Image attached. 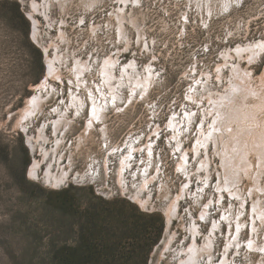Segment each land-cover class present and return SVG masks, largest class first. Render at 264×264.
Listing matches in <instances>:
<instances>
[{"label": "rangeland", "instance_id": "1", "mask_svg": "<svg viewBox=\"0 0 264 264\" xmlns=\"http://www.w3.org/2000/svg\"><path fill=\"white\" fill-rule=\"evenodd\" d=\"M36 1L0 0V264H48L59 247L88 239L99 251H80L102 264H264V223L253 211L264 205V168L250 153L255 168L234 186L246 199L227 191L223 138L213 137L209 114V95L235 88L239 70L264 91V49L237 52L264 39V0ZM32 10L41 44L32 39ZM56 54L62 74L35 89ZM37 93L41 106L23 118ZM93 103L104 112L90 125ZM258 117L263 123L264 108ZM42 130L45 159L29 142ZM34 159L42 162L37 178ZM50 166L64 180L47 182ZM179 194L168 225L166 208Z\"/></svg>", "mask_w": 264, "mask_h": 264}, {"label": "bare ground", "instance_id": "2", "mask_svg": "<svg viewBox=\"0 0 264 264\" xmlns=\"http://www.w3.org/2000/svg\"><path fill=\"white\" fill-rule=\"evenodd\" d=\"M48 1V0H47ZM81 1V0H80ZM87 1V0H86ZM137 1V0H136ZM202 1V0H201ZM207 1V0H206ZM83 2V1H82ZM119 2V1H118ZM124 3V5L128 6L129 0H121V3ZM224 2V1H223ZM39 1L33 0L32 6L33 8L38 5ZM86 3V2H85ZM138 3V2H137ZM45 5V4H44ZM133 5V4H132ZM120 6V4H119ZM130 6V5H129ZM46 7V6H45ZM209 7V6H208ZM124 10L125 7L120 8V10ZM207 8V7H206ZM39 10V9H37ZM117 10V9H115ZM119 10V9H118ZM120 12V11H119ZM36 12L34 10H32V13H29V15L31 16V18L34 21V28H33V33H32V39L34 41H36L37 43H40L39 38L41 37L39 34V22L35 17ZM129 15V14H128ZM117 16V15H116ZM115 18V17H114ZM127 18V17H126ZM125 18V19H126ZM127 22V21H126ZM123 24V22L121 23ZM127 24V23H126ZM125 25V24H124ZM119 29V28H118ZM63 32V31H62ZM52 45V43H51ZM56 45V44H55ZM42 46V45H41ZM45 50H49L48 46H44ZM58 48V47H57ZM264 49V39L259 40L258 42L249 44L248 46H239L237 48V52L239 54H242L243 52L248 53L249 55H257L259 54L262 50ZM58 50V49H57ZM56 50V51H57ZM60 55V54H59ZM58 54H56V58H52L48 55L47 57V72L45 74L46 79H44V81L39 82L36 85L35 89L37 90H45L46 88V83L48 82L50 78V76H55L56 74H60L61 71L59 69H57L58 67L56 66L57 62L56 59L60 60V56ZM112 60V59H111ZM110 59L106 60V63H109L111 61ZM115 60V59H114ZM61 61V60H60ZM77 62V61H76ZM115 63V62H113ZM84 64V63H82ZM112 64V63H111ZM114 65V64H113ZM131 65V64H130ZM129 65V66H130ZM78 66V65H77ZM76 66V67H77ZM107 66H111L109 65H105L104 67V72L108 75L111 76L109 69H107ZM61 67V66H60ZM126 67V66H125ZM124 67V68H125ZM62 68V67H61ZM127 68V67H126ZM150 68V67H149ZM59 70V71H58ZM113 72V71H112ZM240 76L239 79L236 81L232 82V85L235 86V88H229L227 90V92L224 94L220 93L218 97H211L209 95V100L213 101L211 106L212 109L210 111V116L211 118H215V135L213 137H216L217 134H220L223 138V147L222 149L220 148V150H222V153H218V156L221 157V159L223 160L222 163V169L223 171H221L220 175H221V180L223 178H226L225 180H227V185H226V189L227 191L231 192L232 195H236L239 199L244 200L246 199L244 194L239 190V188L234 187L240 180V177L245 174L247 176H249L252 172V168L254 167L251 159L249 158L250 153L254 152L255 154L259 155V165L260 167L264 168V122L261 123V121L259 120L258 117V113L259 111H261L264 108V91H261L262 88H260V90L254 88V86H252V83L250 82V73H244L243 71L239 70ZM104 73V74H105ZM126 73V72H125ZM151 73V71H150ZM62 74V73H61ZM77 74V73H76ZM79 74V73H78ZM127 74V73H126ZM148 74V73H147ZM152 74V73H151ZM151 74L150 77H151ZM107 75V76H108ZM114 75V74H113ZM129 75V73H128ZM146 75V74H145ZM144 75V76H145ZM148 75V76H149ZM63 76V75H61ZM77 76V75H76ZM102 76V75H101ZM115 76V75H114ZM147 76V77H148ZM244 76V77H243ZM121 77V76H120ZM129 77V76H128ZM127 77V78H128ZM59 78V77H58ZM109 78V77H107ZM118 78V77H116ZM122 78V77H121ZM142 78V77H141ZM146 78V77H145ZM113 79H115L113 77ZM112 79V81H113ZM136 79V78H135ZM262 79V78H261ZM76 80V79H75ZM82 80V79H81ZM84 80V79H83ZM143 80V79H142ZM151 80V78L149 79ZM264 81V78L262 79ZM109 81V80H108ZM137 81V79L135 80ZM139 81V80H138ZM137 81V82H138ZM52 82V81H51ZM107 82V81H105ZM111 82V80H110ZM128 82V81H127ZM129 83V82H128ZM141 83V82H140ZM151 82H149L150 84ZM51 84V83H50ZM107 84V83H106ZM136 84V83H135ZM117 85V84H116ZM137 85L139 86V84L137 83ZM45 86V88H44ZM51 86H53V84H51ZM50 86V87H51ZM80 86V85H79ZM99 86V85H98ZM113 87V86H110ZM135 87L137 88V86L135 85ZM48 90V89H47ZM113 90V89H112ZM103 91V90H102ZM114 91V90H113ZM106 92V91H105ZM120 92V91H119ZM99 93V92H98ZM212 93V92H211ZM210 93V94H211ZM40 95H38V93L33 97L27 100V105L23 108L22 110V117L23 118H27L30 115L34 114V112L36 111L37 108H39L41 106V102H42V95L41 93H39ZM91 94V93H90ZM111 94V93H110ZM214 94V93H213ZM76 95V93H75ZM74 95V96H75ZM94 95V94H93ZM192 95V94H191ZM190 95V97H191ZM72 96V95H71ZM72 96V101H74L76 98H79L78 96L74 97ZM96 96V95H95ZM107 96V95H106ZM104 99V96H102ZM208 97V96H207ZM254 98L256 101V103L254 105H248L250 104L249 99ZM106 99V97H105ZM77 100V99H76ZM195 100V98L193 99ZM197 100V97H196ZM207 100V99H206ZM106 101V100H105ZM110 101V100H109ZM79 102L82 104L84 103V100L79 99ZM104 102V101H103ZM201 102V101H200ZM105 103V102H104ZM79 106V105H78ZM106 106V105H105ZM75 107V106H74ZM70 108V107H68ZM81 107H79L80 109ZM207 109V108H206ZM210 109V108H209ZM61 110V109H60ZM76 110V109H75ZM66 111V110H65ZM69 111V110H68ZM59 112V111H57ZM62 112V111H61ZM103 109L101 108L100 105H98L97 103H93L92 109H91V120L89 122V124L91 125V121L96 120V118L102 116L103 113ZM60 113V112H59ZM63 113V112H62ZM67 113V112H66ZM65 116V115H64ZM60 117L59 121L56 123L57 124V128L59 126V122L63 121L65 119V117ZM24 120V119H23ZM68 121H70L69 119H67ZM187 121V120H186ZM65 122V121H64ZM93 122V121H92ZM170 123V122H169ZM173 123V122H172ZM171 123V125H172ZM62 124V123H61ZM65 124V123H64ZM70 124V123H69ZM93 124V123H92ZM174 124V123H173ZM169 125V124H168ZM182 124H179V126ZM45 126V125H43ZM89 127V125H87ZM169 127V126H168ZM158 128V127H157ZM156 128V130H157ZM170 128V127H169ZM178 128V127H177ZM88 129V128H87ZM179 130V129H178ZM174 131V130H173ZM201 131H204V129L202 128ZM180 133V132H179ZM176 134V133H175ZM177 135V134H176ZM175 135V136H176ZM204 135H202L200 137V139L202 140V137ZM248 137H251L252 140H248ZM34 140H29L30 145L32 147H37V142L40 145V151L41 154L44 155V159L51 153L48 148H45V145L48 138L46 137V135L44 134V130L39 131L38 134V138H36V136L34 137ZM178 138V135H177ZM199 140L198 142H200L198 145L195 146V150L193 152H196V154L199 152L200 150V145L205 142V141H201ZM44 142V144H42V142ZM61 141V140H60ZM148 146V145H146ZM147 148V147H146ZM151 148V147H150ZM149 153H150V149ZM152 150V149H151ZM219 151V149H218ZM148 152V151H147ZM184 152V151H183ZM188 152H186V154H184V158H183V163L187 162L186 159L188 157L189 154H187ZM181 160V159H180ZM204 167H206L207 164L210 163L209 159L207 158L206 161H202L201 162ZM42 162L41 160H35L33 164L30 167V174L32 175V177L37 178L39 175V168L41 166ZM183 165V164H182ZM181 166V165H180ZM252 167V168H251ZM64 168V167H63ZM255 168V167H254ZM263 168H259L258 173L255 177V183L256 186L254 188H257V190L259 191H255L254 189L251 190V193L255 192L257 193V195H259V192L263 191V188L260 187V182L259 180L261 178V173L263 172ZM202 169V168H199ZM208 170V168L206 169ZM255 170V169H254ZM66 172V171H65ZM59 173V172H58ZM58 173H54L51 169V166L48 168L46 175H45V179L47 180V182H60L62 180H64L65 176L64 173H62L61 176L63 177H59ZM122 173V171H121ZM121 176H123V174H121ZM120 177V174H119ZM123 179V178H122ZM223 181V180H222ZM263 185V184H262ZM253 186V185H252ZM222 190V187H220ZM220 190V191H221ZM259 193V194H258ZM136 196V195H135ZM140 196V195H139ZM180 197L181 194L177 195L176 198H174L171 202V204H169L166 208V216H167V223L169 225V223H171V221L174 219L175 215L177 214V209H178V203L180 201ZM135 201L137 203H139L140 205L144 207H147L149 203V198L147 199H142V198H135ZM255 202V201H254ZM253 211H254V218L256 219V217L258 216L261 221L264 223V205L261 204V201L259 200L257 203H255L254 207H253ZM241 225V224H240ZM257 229L254 226L253 227V231L255 232ZM194 232H196V229L194 230ZM256 234V233H255ZM256 236V235H255ZM172 240V239H171ZM211 242H213V238L212 236H210L209 240H208V249H206V253H209V247H211ZM207 243V242H206ZM170 244H167V246ZM195 244V241H194ZM250 244H252L251 246L255 247L256 241H255V237L250 241ZM258 245V244H257ZM253 247V248H254ZM258 248V247H257ZM196 249H199L198 246H196ZM204 256V254H203ZM186 259V258H185ZM194 259V258H193ZM192 259V260H193ZM183 260V259H182ZM196 260L198 261V258H196ZM229 263L228 259H226L225 262L221 263V264H226ZM188 264V263H187Z\"/></svg>", "mask_w": 264, "mask_h": 264}, {"label": "trees", "instance_id": "3", "mask_svg": "<svg viewBox=\"0 0 264 264\" xmlns=\"http://www.w3.org/2000/svg\"><path fill=\"white\" fill-rule=\"evenodd\" d=\"M98 246H101V244L94 243L91 239L81 241L74 246L65 244L54 252L48 264H102L98 256L80 251V249H87L92 252L94 250L96 253V251H99Z\"/></svg>", "mask_w": 264, "mask_h": 264}]
</instances>
